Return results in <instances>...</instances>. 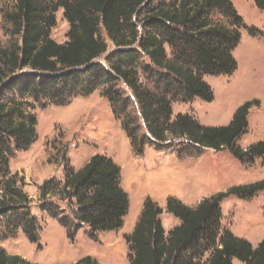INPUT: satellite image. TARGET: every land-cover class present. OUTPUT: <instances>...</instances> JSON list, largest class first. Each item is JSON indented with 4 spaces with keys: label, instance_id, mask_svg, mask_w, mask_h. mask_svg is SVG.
Instances as JSON below:
<instances>
[{
    "label": "trees",
    "instance_id": "1",
    "mask_svg": "<svg viewBox=\"0 0 264 264\" xmlns=\"http://www.w3.org/2000/svg\"><path fill=\"white\" fill-rule=\"evenodd\" d=\"M152 1L13 0L6 19L11 35L18 36L19 40L12 39L8 46H0V137L12 138L16 148H26L36 138L35 116L23 112L15 103L6 106L1 101L2 90L12 83H20L21 96L28 95L36 101L48 99L56 104L66 103L67 97L75 93L87 95L107 83L109 86L102 93L109 98L113 114L123 115L122 127L130 138L134 154L140 156L143 141L137 137V129L126 124L127 101L120 109L119 105L115 106L120 95L113 86L120 79L132 91L153 141L163 143L171 135L182 139L184 145L198 147L199 151L205 147L228 149L243 164L264 158V140L245 149L236 143L246 132L249 110L259 105L258 99L239 105L227 125H203L184 113H177L172 119L170 90L159 93L158 85L156 90L143 86L133 66L138 52L133 46L138 45L150 61L151 67L146 68L151 76L156 74V82L164 80L176 86L184 102L194 97L211 102L214 93L203 75L231 74L237 68L232 51L240 41L239 27L243 23L231 0L160 1L153 7ZM253 1L264 9V0ZM143 8L148 10L141 34L134 17ZM212 8L220 9L230 24L210 21L208 14ZM59 9L69 25L67 40L63 43L50 36ZM101 27L115 47L107 56L108 68L97 61L108 49ZM23 68L29 71L13 75ZM11 76L12 80L7 82ZM13 111L18 112L19 119L11 117ZM63 168L60 187H57L60 181L50 178L39 185V191L41 197L52 193L60 199L75 198L76 225L67 224L66 217L59 219L67 228L68 237L72 240L75 231L84 226L92 238L99 231L120 228L129 210L128 193L120 186L121 167L111 157L96 153L77 170L67 162ZM7 173V150L0 148V213L11 212L15 225H22L27 238L36 242L38 226L28 210L30 200L17 184H23L22 180L16 179L17 173L9 176ZM261 190H264V180L234 185L203 198L194 207L168 196L165 212L178 218L180 223L167 236L161 220L164 211L147 196L133 231L124 234L129 264H233V259L242 264H264V236L253 246L229 230H220V202L224 198L232 194L251 196ZM46 210L51 216H58L51 206ZM205 252L209 254L203 263ZM0 264L38 263L9 255L0 248ZM71 264L99 262L86 255Z\"/></svg>",
    "mask_w": 264,
    "mask_h": 264
},
{
    "label": "rangeland",
    "instance_id": "2",
    "mask_svg": "<svg viewBox=\"0 0 264 264\" xmlns=\"http://www.w3.org/2000/svg\"><path fill=\"white\" fill-rule=\"evenodd\" d=\"M160 1L175 0H153L151 6ZM231 2L243 23L239 27L240 41L232 51L237 68L231 74L203 75L214 93L211 102L198 97L184 102L176 86H170L164 80L156 82V74L151 76L146 68L151 67L150 61L138 45L133 46L138 51L134 54L133 66L143 86L156 90L158 85L156 91L159 93L164 89L170 90L168 96L171 97L172 119L177 113H184L203 125H227L239 105L247 100L258 99L259 105L249 110L246 132L236 142L245 149L264 140V9L258 8L253 0ZM12 6L13 0H0V46H8L10 40L18 39V36L11 35L10 23L6 19V13ZM147 10L143 8L134 17L141 34ZM208 18L213 22L230 24L227 16L218 8H212ZM68 27L62 9H59L50 36L58 43L65 42ZM100 32L108 49L97 61L108 68L107 56L115 47L102 27ZM166 51L170 52L167 46ZM28 71V68H23L13 75ZM11 80L12 76L6 81ZM19 85L14 82L4 88L1 101L6 106L15 103L23 112L35 116L36 138L28 147L16 148L12 138L3 136L0 137V148L7 150V176L17 173L16 179L22 180L23 184H17L30 200L28 210L36 219L38 240L32 242L27 238L22 225H15L11 212L0 213V248L9 255H19L38 264H71L86 255L96 259L99 264H129L124 234L133 231L147 196L155 200L165 212L168 196L177 197L184 204L194 207L203 198L226 191L231 186L264 180V158H255L252 163L243 164L228 149L205 147L199 151L198 147L189 143L184 145L182 139L171 135L163 143L153 141L132 91L120 79L113 86L120 95L115 106L119 105L120 109V105L127 101L126 113L129 116L126 124L137 129L136 135L143 141V153L140 156L134 154L130 138L122 127L123 115L116 117L113 114L109 98L102 93L109 84L99 85L87 95L75 93L68 96L67 102L63 104L48 99L36 101L28 95L21 96ZM10 115L14 119L20 117L17 111ZM96 153L111 157L121 167L120 186L127 190L129 210L120 228L99 231L92 238L87 226H84L75 231L71 240L67 228L59 219L66 217L67 224L71 227L76 225L75 198L60 199L52 193L41 197L39 185L54 178L60 181L57 186L60 187L65 162L77 170ZM49 206L58 216H51L47 212ZM220 212L221 231L229 230L247 239L253 246L263 238L264 190L251 196L232 194L220 202ZM173 218L171 214L169 217L163 216L166 227ZM165 235L168 233L165 232ZM208 254L204 253L201 259L203 263ZM233 264L242 263L233 259Z\"/></svg>",
    "mask_w": 264,
    "mask_h": 264
},
{
    "label": "crops",
    "instance_id": "3",
    "mask_svg": "<svg viewBox=\"0 0 264 264\" xmlns=\"http://www.w3.org/2000/svg\"><path fill=\"white\" fill-rule=\"evenodd\" d=\"M126 190V189H125ZM127 191V190H126ZM199 202V201H198ZM140 214V213H139ZM164 215H166V216H170V214H168V213H165V212H163L162 213V215H161V220H162V224H163V227H164V230H165V232L166 233H168L172 228H173V226H176V225H178L179 224V221L174 217L172 220H171V223H170V225L169 226H165V223H164V221H163V216ZM137 219V218H136ZM135 222H136V220H135Z\"/></svg>",
    "mask_w": 264,
    "mask_h": 264
}]
</instances>
